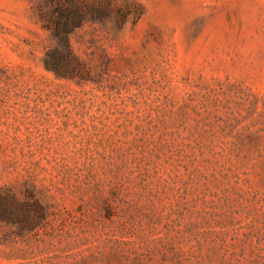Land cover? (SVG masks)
Segmentation results:
<instances>
[{
	"label": "rangeland",
	"instance_id": "rangeland-1",
	"mask_svg": "<svg viewBox=\"0 0 264 264\" xmlns=\"http://www.w3.org/2000/svg\"><path fill=\"white\" fill-rule=\"evenodd\" d=\"M110 1L0 0V264H264V0Z\"/></svg>",
	"mask_w": 264,
	"mask_h": 264
},
{
	"label": "trees",
	"instance_id": "trees-1",
	"mask_svg": "<svg viewBox=\"0 0 264 264\" xmlns=\"http://www.w3.org/2000/svg\"><path fill=\"white\" fill-rule=\"evenodd\" d=\"M49 10L38 9L44 26L50 30L56 44L45 56L46 66L59 75L75 76L82 64L71 50L68 35L76 27L89 20H103L114 17L120 27L127 15L123 6L110 0H49ZM82 66V65H81ZM78 67V70L76 69ZM14 210L6 207L0 216L12 217ZM6 215V216H5Z\"/></svg>",
	"mask_w": 264,
	"mask_h": 264
}]
</instances>
